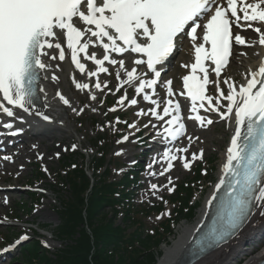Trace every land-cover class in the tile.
I'll return each instance as SVG.
<instances>
[{
	"label": "snow or ice",
	"instance_id": "obj_1",
	"mask_svg": "<svg viewBox=\"0 0 264 264\" xmlns=\"http://www.w3.org/2000/svg\"><path fill=\"white\" fill-rule=\"evenodd\" d=\"M233 27L242 31L251 29L258 36L254 43L264 48V0H0V116L19 119L23 123V117L15 111L20 110L51 123L50 116L32 107L39 74L51 67L44 58H58L63 62L70 54L71 64L84 74L83 54V60H90L95 65L94 71L87 72L88 77L98 78L100 73H108L106 63L118 66L116 91L125 85L134 86L136 96L142 95L143 100L152 105L148 112L141 110L136 115H150L155 121H162L163 133L157 134L174 141L185 134L186 125L172 81L162 84L166 91L162 102L153 96L161 77L157 66L163 65L177 42L187 37L194 62L181 65L190 71L182 77L183 91L179 93L191 101L187 119L201 127L213 124L212 119L200 114L203 110L204 113H215L220 120L234 123L222 175L207 201L211 206L227 182L220 197L223 211L216 226L202 241L199 254L223 253L232 240L240 238L246 227L255 226L254 217H264V58L256 70H249L243 83L237 85L231 79H224L225 93L220 77L234 44L252 46L243 36L234 33ZM90 48L102 49V58H98L96 51L89 52ZM53 49L58 50V55L49 51ZM125 53L129 55L125 56ZM113 54L121 58H113ZM206 61H210V65L206 66ZM210 68L215 73V80L209 79ZM148 74L151 78L145 79ZM51 79L56 81L58 77L52 75ZM72 82L79 91L90 87L87 83L77 82L74 77ZM209 84L215 85V96L206 94ZM95 88L103 91L107 84L102 86L97 79ZM39 91L44 92V89L41 87ZM56 96L71 107L69 99L60 92ZM90 98L97 99L95 95ZM126 100L129 106L138 103L136 98L128 100L125 93L117 104L124 106ZM161 103L162 112L158 111ZM129 127L136 128V125ZM151 127L156 128L157 124L152 123ZM0 128L7 129V135L19 134L7 121L0 123ZM192 139L188 137L190 143ZM127 140L126 135L123 141ZM188 151V147L164 151L166 167L160 175L171 171L176 161L185 170H190L194 161L203 158L201 151L192 153L188 159ZM171 184L172 179L168 177V185ZM168 185H165L167 190L174 191ZM151 189L153 193L158 191L155 184ZM20 239L27 240L28 237ZM201 264H216V261H201Z\"/></svg>",
	"mask_w": 264,
	"mask_h": 264
},
{
	"label": "rangeland",
	"instance_id": "obj_2",
	"mask_svg": "<svg viewBox=\"0 0 264 264\" xmlns=\"http://www.w3.org/2000/svg\"><path fill=\"white\" fill-rule=\"evenodd\" d=\"M247 32L243 31L244 34ZM248 33L252 36L248 37L249 39L246 41L252 44V46H236L234 48V54L232 60H230V64L232 63L234 68L233 70L229 68L226 75L221 79V86L225 93L227 91V85L222 83L223 80L231 79L235 84H241L246 76V68L253 65L254 57L258 53L255 46L256 43H254L256 41L254 38L256 33L252 30ZM185 38L182 40V43H184ZM182 49L184 53L182 52L178 55L175 67L172 71L165 74L163 80L158 83L153 99L163 101L166 98V91L162 87V84L168 80L172 81L175 99L177 97L176 95L181 93V90L179 92L178 88L181 87V78L187 71L181 65L189 64L191 61L189 42ZM106 67L109 68V72L100 73L98 78L91 77V85L85 92L77 90L73 83L68 85L72 94V104L67 109L69 121L66 125L69 128H65L70 135L68 141L52 140L51 142H46V144L39 143L31 136L30 131H28L30 129L28 124L26 126L27 130L21 127L23 128L22 141L14 144V147L10 148V152L14 154L0 151V157L1 155L10 157L7 160L3 156V160L0 158V249L8 247L12 243L18 244L19 247L11 254L0 257V264H21L22 258H19V249L24 245L30 244L34 239L50 251L62 247V244L53 238L52 233L59 224L58 215L55 212V208H59L58 198L66 190V187L62 186V184L59 186L56 185V182H64V179H61V177L65 176L62 169L65 159H63V156L65 155L70 158L69 164L71 165L69 168L83 166L84 170H87L94 156V151H96V148L93 147V141H97V138L100 136H105L107 140L111 141L109 145V158L114 159L117 165L123 167V169H120L117 165L109 167L111 175L108 176L107 181H110L114 176V179L120 178L128 168L136 164L138 159L142 161V172L139 176L138 187L136 189L134 187L130 188V191L133 193L129 195L131 204L136 208L137 206L153 208L160 202L164 203L166 198L174 192H169L165 187V185H168V177L172 179V184L168 185V187H173L175 190L180 184L194 182L196 168L199 171L203 169V176L192 185L193 196L190 201L192 204H199L195 208V216L193 219L181 221L176 226L173 232L174 236L171 238L170 243L176 238L181 227L193 225L198 221L203 202L217 182L219 166L221 164L220 158L229 142L228 121L220 120L217 116H211L210 114L204 115L202 113V115L212 119L214 121L213 124L201 127L192 122H188L186 124L185 134L179 139H176L174 151L177 147L187 146L189 150L186 154L188 159H191L192 153H197L202 150L204 151L203 158L194 162L190 170H185L182 164L176 161L174 169L164 175H160L164 169V163H158L156 166H153L149 159L152 156H157L161 150H156L155 148L149 149L150 145L147 147L141 145L142 143L140 144V142L148 132L160 129L163 122L155 121L150 115L137 116L136 113L141 110L148 112L152 105L145 102L142 95L139 97L136 96L134 86L125 85L120 91H116L118 84L116 80V68L111 65ZM94 69L91 68L89 71H94ZM236 69H238L237 72L235 71ZM139 71L140 69H138ZM121 76L123 77V73H121ZM150 76L148 74L144 78L148 79ZM57 77L58 82H61L60 75ZM97 79H99L102 86L106 83L107 88H103V91L97 90L95 88ZM215 79L211 77V80ZM77 82L85 83V80H77ZM125 93L129 100L132 98L138 100L137 105L133 106H129L128 101L125 102L123 111H126L125 120H127V123L117 118V114L120 111V105L117 104V101ZM91 95H95L97 99L92 100L90 98ZM210 95H216L214 84H211ZM179 98L185 104L182 105L185 109L184 116L189 115L190 111L186 105V100L180 95ZM73 108L76 111H73ZM111 108H115L116 111H109ZM162 110L163 104L161 103V108L158 111L162 112ZM93 121H96L97 126L93 125ZM14 123L16 124V122ZM152 123L157 124V127L152 128ZM130 124H135L136 128H130ZM145 124H148L149 127L145 128ZM17 126L20 127V125ZM137 131H141V136L134 138L133 135ZM121 133H124V135L118 139L117 135ZM126 135L128 136V140L123 141V137ZM189 136L193 138L191 143L188 140ZM139 140L141 141L139 142ZM47 144L53 145L46 149L45 145ZM74 145L75 148H73ZM29 146L31 149L28 148ZM146 150L148 151V156L144 162L142 154ZM117 152H120L121 155H116ZM150 164L151 167H149ZM102 172L103 168L98 171V174ZM88 174L92 175V172L89 170ZM152 184L157 185L158 191L155 193L151 189ZM164 209L165 211L161 214L151 212L152 215L146 219L149 228L151 224L155 223L158 225L167 219L172 210V206L165 204ZM174 214L172 212L171 215ZM157 217H160V219H157ZM114 225H119L122 228L126 227V222L122 224L121 213L114 218ZM23 236H27L28 239L21 240L20 238ZM261 237L262 235L255 238L259 245L264 243V239L259 240ZM45 244L49 246L46 247ZM165 247L164 244H161L158 248L161 254H163ZM246 248L249 249L248 246L244 247L242 245L241 250H245Z\"/></svg>",
	"mask_w": 264,
	"mask_h": 264
},
{
	"label": "trees",
	"instance_id": "obj_3",
	"mask_svg": "<svg viewBox=\"0 0 264 264\" xmlns=\"http://www.w3.org/2000/svg\"><path fill=\"white\" fill-rule=\"evenodd\" d=\"M110 142L105 136L93 141L96 151L87 168L92 172V181L83 166L69 168L70 158L63 156L65 176L61 179L64 182H56V185L62 184L66 190L58 198L59 208L55 212L59 224L52 233L62 247L49 251L34 239L19 249L21 264H156L162 255L158 250L160 245L168 246L176 226L194 218L199 204L192 206L190 200L192 185L202 176L199 169H196L194 182L180 184L170 197L175 214L149 228L146 219L151 212L161 213L162 204L153 208H136L131 204L129 195L133 192L130 188L136 184L138 175L135 169L107 181L111 175L109 167L117 165L109 158ZM102 168L103 172L98 174ZM119 213L122 224L127 223L124 228L114 225Z\"/></svg>",
	"mask_w": 264,
	"mask_h": 264
},
{
	"label": "bare ground",
	"instance_id": "obj_4",
	"mask_svg": "<svg viewBox=\"0 0 264 264\" xmlns=\"http://www.w3.org/2000/svg\"><path fill=\"white\" fill-rule=\"evenodd\" d=\"M246 31L250 32L251 29H247ZM233 32L240 34L241 36L245 38V40H248L249 39L248 37L252 36L248 32L244 34L242 30L237 31L234 28H233ZM254 38L258 40L257 34L255 35ZM236 46H240V45H236ZM255 46H256L258 53L254 57L253 65H250L246 68L247 70L246 75L249 72V70H256L258 68L260 60L264 58V48H262L258 43H256ZM49 51H51L52 54L54 55H58V50L53 49ZM93 51L97 52L98 58H102V55H100V53L102 52V49L101 50H97L93 48L89 49V52H93ZM124 55H129V54L125 53ZM191 56H192V59L189 64L194 62V56H193L192 49H191ZM82 57H83V54H81V62L85 64L86 71L84 74H81L78 70L75 69V66L71 64L70 54L66 55V59L63 62L59 61L58 58L56 60H48L47 57L44 58L45 62L50 64L51 67L46 72L41 73V87L44 89V92H42L43 99L41 101L42 103L41 106L34 107V108L37 111L43 112L44 114L50 116L52 118L51 123L41 120L40 117L35 114L28 115L27 113H24L20 110H15V111L19 113V116L23 117L24 119L23 123H21L19 119L7 118L6 116H0V117L9 119L7 120L9 122H16V125H20V127L18 126L20 129L26 128V126L29 124L30 129H28V131H30L31 136L35 140H37V142L39 143L46 144V142H51L52 140L68 141L70 139V135L65 130V128L66 129L69 128L66 125V123H68L69 121L67 109H69L70 107L64 105L59 100V98L56 96V93L58 91H62L60 93L64 95L67 99H69L70 105H71L72 104V96H71L72 94L70 92V87H68V85L70 83H73L72 82L73 77L77 80L84 79L85 83L89 84V86L91 85L90 81L92 78L88 77L87 72L91 70V68H95V65H93L90 60H83ZM113 58L120 59L121 57H118L116 56V54H113ZM125 62H126V65H129L130 67L129 61H125ZM205 63H206V66L210 65V61H206ZM105 66H109V65L106 63ZM211 67L214 68V65H212ZM115 68L117 70L118 66H116ZM229 68L232 70L234 68L232 63L230 64V61L228 62L226 67L222 70L221 77L226 75ZM187 70L188 71L186 75L189 74V71H190L188 68ZM235 71L237 72L238 69H236ZM210 72H212L211 68H210ZM212 73L213 75H215L214 72ZM57 74L60 75V78L62 80L61 82L60 81L58 82V80L53 81L51 79L52 75H57ZM243 82H244V79L242 80V83ZM181 83H182L181 90L183 91V80L181 81ZM51 89L54 90L52 95H50L52 91ZM82 92H85V90H83ZM176 100L180 101V99H177V97H176ZM159 101L162 102V100H159ZM0 102H2V97H0ZM181 111H183L182 108H181ZM228 123H229V129L231 131V134L233 135L234 134V123L230 121H228ZM52 145L47 144L45 145V148L46 149L50 148L52 147ZM28 148L31 149L30 146ZM226 151H227V148H225V151L222 153L221 158H220L221 164L219 166V171H218V178H217L218 182H219L220 176L222 175L221 169L223 167L224 162L226 161ZM17 157L19 158V156ZM214 191L212 189L211 192L206 196L205 201L203 202L202 209H201L203 213L200 211L202 213V217L204 215V211H206L209 207L207 204V201L211 199ZM56 209L57 208H55V210ZM202 219L203 218H201L200 221H197L193 225H185L181 227L178 234L176 235V238L172 240L170 245L166 246L163 249V254L158 259L157 264H175L177 259L182 254L183 250L188 245L192 236L199 229ZM254 221H255V226L246 227L243 230L242 234L240 235L239 239L232 240L230 244L226 246L227 251L213 255V256H205L200 261H198L196 264H201V261L207 262L209 260H215L216 264L238 263L237 261L240 258V255L244 252L241 250L243 243H245L248 240H252V239L256 240L255 238L260 236V234L262 233L264 234V217H259L257 215L256 217H254ZM263 253H264V245L262 249L256 255L250 254L249 259H244L242 262H239L238 264H254L256 261L255 259Z\"/></svg>",
	"mask_w": 264,
	"mask_h": 264
},
{
	"label": "water",
	"instance_id": "obj_5",
	"mask_svg": "<svg viewBox=\"0 0 264 264\" xmlns=\"http://www.w3.org/2000/svg\"><path fill=\"white\" fill-rule=\"evenodd\" d=\"M187 252V251H186ZM186 254V253H185ZM182 255H181V257H179L178 259H177V261H176V263L175 264H181L183 261H182Z\"/></svg>",
	"mask_w": 264,
	"mask_h": 264
}]
</instances>
